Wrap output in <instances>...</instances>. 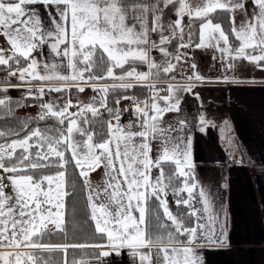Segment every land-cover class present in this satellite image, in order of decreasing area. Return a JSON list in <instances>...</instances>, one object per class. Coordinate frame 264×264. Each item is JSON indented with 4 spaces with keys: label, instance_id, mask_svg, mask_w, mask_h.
I'll use <instances>...</instances> for the list:
<instances>
[{
    "label": "snow or ice",
    "instance_id": "6c2138e0",
    "mask_svg": "<svg viewBox=\"0 0 264 264\" xmlns=\"http://www.w3.org/2000/svg\"><path fill=\"white\" fill-rule=\"evenodd\" d=\"M36 5L45 6L47 25ZM46 46L58 61L40 59ZM191 48L212 51L228 70L236 61L264 70V0H0V70L7 73L0 77V264H57L56 254L59 264H69V249L95 253L71 264H107L122 252L134 264H202L200 249L231 247L227 212L196 179L181 108L184 93L199 102L194 89L207 78L191 63L183 77L189 83H155L174 81L177 63L188 59L182 50ZM21 88L22 100L38 101L35 116L16 115L28 105L8 92ZM72 89L98 95L45 100L46 93ZM134 89H144V98L114 100L134 107V117L121 123L108 95ZM199 121L201 132L216 127L204 115ZM69 165L86 194L73 214L87 218L99 243L68 242L67 202L77 193L75 183L68 188ZM101 168L104 182L94 187L90 174ZM169 195L183 212L170 210Z\"/></svg>",
    "mask_w": 264,
    "mask_h": 264
},
{
    "label": "crops",
    "instance_id": "0c3cea01",
    "mask_svg": "<svg viewBox=\"0 0 264 264\" xmlns=\"http://www.w3.org/2000/svg\"><path fill=\"white\" fill-rule=\"evenodd\" d=\"M35 7L41 13L43 23L47 25L48 16L45 13V6ZM185 20L188 21L187 17ZM152 39L156 40L157 37L153 35ZM184 39L187 41L188 37ZM151 55L158 63L164 60L157 51H153ZM187 55L186 62L177 63L174 81L169 79L158 81L189 83L183 77L191 75L192 70L189 67L191 63H195L197 71L207 78L194 89L199 93V102L190 93H184L181 108L183 116L187 118L186 123L189 125L188 130L192 139V159L196 179L202 186L204 182L213 183L212 186L217 189L215 194L218 196V210L223 205L228 214L231 247L209 246L200 249L202 264H264V74L257 73L259 68L247 61H236L231 69L233 73H230V70L227 73V69L221 64V68L217 66L212 68L218 72V75L211 76L209 72L201 71L200 64L211 60V56L214 55L212 51L193 48ZM40 59L58 61L59 57H55L50 46H46L40 54ZM250 65L253 66L251 72L248 71ZM136 67L139 71L147 70ZM235 70L238 73H234ZM6 75V71L0 73V77ZM225 75L231 82H223L222 79L217 81V77L222 78ZM19 83L16 79L11 80L13 85ZM8 95L27 96V93L21 88L10 90ZM65 95L75 102L77 98L86 101L87 98L98 94L91 89H86L84 93H77L72 89L68 93H46L45 100L63 98ZM37 102L35 100V103ZM33 104L26 109L34 111L31 110ZM119 109L121 123H128L134 117V107L130 101L121 99ZM171 115L173 114H168L165 118ZM200 115H204L216 127L209 126L205 132H201ZM225 120L232 129L231 143L228 142L229 137L222 131ZM243 150L247 159L243 157ZM213 167L217 168L213 174L220 175L212 178L214 182L204 174ZM97 172L98 170L91 173L90 179ZM212 186L207 187V190ZM171 198L175 201V198L169 195L168 203ZM196 206L200 205L196 204ZM114 257L118 260L117 256ZM122 259L125 261H121ZM116 262L127 264L128 255L122 252L120 260Z\"/></svg>",
    "mask_w": 264,
    "mask_h": 264
},
{
    "label": "trees",
    "instance_id": "16d2710c",
    "mask_svg": "<svg viewBox=\"0 0 264 264\" xmlns=\"http://www.w3.org/2000/svg\"><path fill=\"white\" fill-rule=\"evenodd\" d=\"M221 22L224 25V27H226V28L228 27V21L226 18L223 19ZM169 50H171V49H169ZM136 66H138L140 68H142V67L146 68V67L141 66V65H136ZM1 72H3V70H0V73ZM166 79H164V80H166ZM144 92H145L144 89H134L132 91H127V92L124 90H119L116 93L110 92L108 95V106L119 108V105L114 104L115 98H118L119 96H123V95L139 96L140 98H144ZM11 97L14 100H19L23 104H27L28 106L35 103L34 99H23L22 100L21 99L22 96H11ZM101 112L104 113V110L101 109ZM36 114H37V112L29 111L23 107L18 108L16 110V115L20 118H24L25 116H35ZM103 119H105V120L108 119V116L106 113H104ZM231 138H232V132H231ZM239 146H240V148H242L241 144ZM243 157L245 159H247V156L244 153V150H243ZM166 171H167V169H166ZM67 177H68V188H69V190H71L73 183H75L76 189H77V193L73 194L74 199H73V197H69L68 202H67V212H66V225H67V227H66V231L68 232V242H70V243H96V242H100V240L93 234L92 229L87 225V223H85L87 218L83 215H74L73 214L74 205L77 208H82L84 206V200H85L86 194L84 192L80 191L82 188V181L74 173V170H73L71 165L68 166ZM172 197L176 199L175 196H172ZM154 210L158 211V206L156 205L154 200L149 201L148 214H149V219L152 223L155 222L154 220H152V216H151V214ZM176 211L177 212H183L184 209H182V208L177 209V207H176ZM152 234H153V236H155V235H158L159 233L153 232ZM53 240L59 241V240H61V237L55 236V237H53ZM93 255H95V253L91 252V250L69 249L67 252V260H68L69 264H71V262L73 260H79V258H81V257L93 256ZM54 259L57 262V264H59V261L62 259V257L60 254H56Z\"/></svg>",
    "mask_w": 264,
    "mask_h": 264
},
{
    "label": "rangeland",
    "instance_id": "374dc122",
    "mask_svg": "<svg viewBox=\"0 0 264 264\" xmlns=\"http://www.w3.org/2000/svg\"><path fill=\"white\" fill-rule=\"evenodd\" d=\"M174 18V17H173ZM240 20V16L239 15H237V21H239ZM188 21H186L185 19H184V29H183V31H184V37H188V35H189V28H188ZM226 28V27H225ZM227 29V28H226ZM171 51V50H170ZM213 56H211V60H207V62H202L201 64H200V69H201V71L202 70H205L206 72H209V75H211V76H216V75H218V72L215 70V69H212V68H214L215 66H217V67H220L221 68V63H218L217 61L215 62V63H213L212 61H213V58H212ZM241 63V62H240ZM211 69V70H210ZM250 70H253V66L252 65H250V67H249V70L248 71H250ZM228 69H227V73H228ZM251 72V71H250ZM230 73H233V71L232 70H230ZM234 73H238L237 72V70H235L234 71ZM257 73H263L264 74V70H261L260 68L259 69H257ZM261 76V75H260ZM262 77V76H261ZM26 109V108H25ZM202 169H204V168H202ZM215 170H217V168L216 167H213V168H209L208 170H207V172H205L204 174L205 175H208L210 178H211V180H212V178L213 177H215V176H220V175H215V174H213V172L215 171ZM98 172L100 173V174H98ZM98 172L96 173V174H94L95 176H91V182H92V184H93V186L94 187H99L100 185H102L103 184V182H104V176H103V169L101 168V169H98ZM213 181V180H212ZM214 182V181H213ZM212 185H214L213 183H206V182H204V187L207 189V187H209V186H212ZM209 191H210V193H211V196L212 197H214V201H215V205H216V207H217V210H218V206H217V204H218V196H217V194H215V192L217 191V189L214 187V186H212L210 189H209ZM213 191V192H212ZM170 199V198H169ZM168 199V200H169ZM173 199L171 198V200L169 201V203H168V205H169V208H170V210H172L173 212H174V214L176 213V210H175V203H174V201H172ZM96 243H99V242H96ZM115 256V255H114ZM85 257H87V256H85ZM111 258V262L113 263V260H112V257H110ZM113 259H115V257H113ZM120 260V257H118V260L117 259H115V261L114 262H116V261H119ZM122 261V260H121ZM115 264H124L123 262H120V263H115ZM127 264H128V262H127Z\"/></svg>",
    "mask_w": 264,
    "mask_h": 264
},
{
    "label": "built area",
    "instance_id": "2783aa9c",
    "mask_svg": "<svg viewBox=\"0 0 264 264\" xmlns=\"http://www.w3.org/2000/svg\"><path fill=\"white\" fill-rule=\"evenodd\" d=\"M193 48H191V49H184V50H182V51H185V52H190L191 50H192ZM171 51H173V49H171ZM137 70L139 71V69L137 68ZM155 83H160V81H155ZM38 104V102L37 103H34L33 104V106L31 107V110H34V111H38V109H37V107H36V105ZM94 257V255L93 256H87V257H81V258H79V260L80 259H91V258H93ZM113 257L114 256H112V260H113V263L110 261L111 260V258L109 259V258H105L106 259V261H107V264H115V263H117V262H114L115 261V259H113ZM122 261H125V260H123L122 259ZM125 264V263H124Z\"/></svg>",
    "mask_w": 264,
    "mask_h": 264
},
{
    "label": "water",
    "instance_id": "95a60500",
    "mask_svg": "<svg viewBox=\"0 0 264 264\" xmlns=\"http://www.w3.org/2000/svg\"><path fill=\"white\" fill-rule=\"evenodd\" d=\"M128 264H134V262H133V260H132L130 255H128Z\"/></svg>",
    "mask_w": 264,
    "mask_h": 264
},
{
    "label": "bare ground",
    "instance_id": "6f19581e",
    "mask_svg": "<svg viewBox=\"0 0 264 264\" xmlns=\"http://www.w3.org/2000/svg\"><path fill=\"white\" fill-rule=\"evenodd\" d=\"M189 53V52H188Z\"/></svg>",
    "mask_w": 264,
    "mask_h": 264
}]
</instances>
